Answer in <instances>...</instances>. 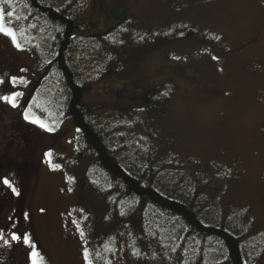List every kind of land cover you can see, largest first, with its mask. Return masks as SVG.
Masks as SVG:
<instances>
[{
  "label": "rangeland",
  "instance_id": "374dc122",
  "mask_svg": "<svg viewBox=\"0 0 264 264\" xmlns=\"http://www.w3.org/2000/svg\"><path fill=\"white\" fill-rule=\"evenodd\" d=\"M67 1L84 24L72 56L91 86L84 101L157 184L195 201L202 221L233 232L264 264V0ZM0 7L14 13L6 20L21 45L0 34V97L22 94L17 107L0 100V230L9 240L0 264H31L32 247L11 241L13 231L30 236L43 264H87L85 249L92 264H222L221 240L203 239L198 254L155 217L118 204L119 187L79 157V129L46 65L51 31L24 23L18 0Z\"/></svg>",
  "mask_w": 264,
  "mask_h": 264
},
{
  "label": "trees",
  "instance_id": "16d2710c",
  "mask_svg": "<svg viewBox=\"0 0 264 264\" xmlns=\"http://www.w3.org/2000/svg\"><path fill=\"white\" fill-rule=\"evenodd\" d=\"M18 1L20 10L17 9L16 12L21 15L24 23L36 31L42 29L51 31L53 46L48 52L49 59L46 65L50 70H55L60 77L63 115L71 117L79 129V157H89L94 171L111 189H114V186L119 187V192L115 193L118 204L122 201V205L129 208L131 213L134 209L142 210L143 219L151 220L155 217V223L159 225L158 230L163 228L173 234L175 243L177 238L182 237L183 243L187 245L190 242L188 247L197 250L198 254H201L202 248L205 247L201 246L205 241L221 240L225 250L222 264H257L246 249L237 245V238L233 232L220 228L209 220L202 221L195 201L188 203L182 195L175 194L171 188L164 189L157 184V180L161 179H157L155 171L149 176L146 165L142 167L141 163L131 160L125 151L126 147L120 145L118 137L101 122L96 109L84 101V96L91 86L81 79L78 63L72 57L73 44L79 41V31L84 24L80 23L75 13H72L70 1H67L68 3L64 2L66 0ZM191 32L190 29L180 38H185ZM144 168L147 169L144 171ZM210 262L218 264L219 261Z\"/></svg>",
  "mask_w": 264,
  "mask_h": 264
},
{
  "label": "snow or ice",
  "instance_id": "6c2138e0",
  "mask_svg": "<svg viewBox=\"0 0 264 264\" xmlns=\"http://www.w3.org/2000/svg\"><path fill=\"white\" fill-rule=\"evenodd\" d=\"M8 0H5V3H7ZM14 15L13 12L11 11H7L6 8L4 7H0V34L6 35L8 36L11 40L12 43L15 45V47H17L18 49L21 47L18 39H17V35H16V31L14 28L9 27L6 17H12ZM216 39H219V37H216ZM17 80V77H12V83L15 84ZM4 81L0 80V83H3ZM21 83H24L25 81L21 80ZM22 94L19 92H13L11 95H7V96H2L0 97V100H3L9 104L12 105V107H17V99L19 96H21ZM24 118L26 120H30L31 123L37 124L39 127L45 129L46 131L52 132L54 131V128L50 127L48 124H46L43 120L39 119V118H31L30 119V115L29 112H25L24 113ZM45 156L49 158V165L50 167L53 168V170L55 169H59L60 165L59 164H53L51 161V157H52V153L51 152H47L45 153ZM69 181H71L73 178L69 177L68 178ZM2 183L7 186L8 188H10L13 192H16V188L13 187V183L12 181L8 178V177H4L2 180ZM68 191H72L71 188L68 189ZM41 212H44V209H41ZM29 216L26 213L25 214V219H28ZM73 223H76L75 221H73ZM13 228H15V225H12ZM77 229L80 232V236L84 237L85 233L83 230L80 229L79 225L77 224ZM0 241H3L5 244L9 243V240L5 238V232L3 230H0ZM11 241H17V242H22L25 245H30L32 247V251L30 253V259H31V264H43V257L40 255L39 252L36 251L35 246L32 245L31 242V238L28 234L26 233H18L17 231H13L11 233ZM137 255L139 253H136ZM84 259L85 261H87V264H92L91 260H89V252L87 249L84 250Z\"/></svg>",
  "mask_w": 264,
  "mask_h": 264
},
{
  "label": "flooded vegetation",
  "instance_id": "af4514ba",
  "mask_svg": "<svg viewBox=\"0 0 264 264\" xmlns=\"http://www.w3.org/2000/svg\"><path fill=\"white\" fill-rule=\"evenodd\" d=\"M0 190H2V187L0 188ZM2 201H4L3 197H2V191L0 192V202L2 203Z\"/></svg>",
  "mask_w": 264,
  "mask_h": 264
}]
</instances>
